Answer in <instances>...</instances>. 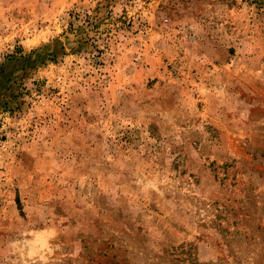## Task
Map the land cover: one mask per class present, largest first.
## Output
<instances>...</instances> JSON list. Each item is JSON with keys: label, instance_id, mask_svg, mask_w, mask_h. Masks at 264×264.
Wrapping results in <instances>:
<instances>
[{"label": "rangeland", "instance_id": "1", "mask_svg": "<svg viewBox=\"0 0 264 264\" xmlns=\"http://www.w3.org/2000/svg\"><path fill=\"white\" fill-rule=\"evenodd\" d=\"M0 264H264V0H0Z\"/></svg>", "mask_w": 264, "mask_h": 264}]
</instances>
